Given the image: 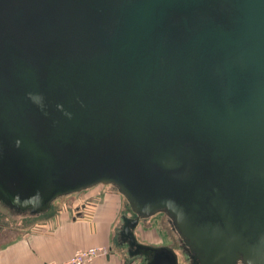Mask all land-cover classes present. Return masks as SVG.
<instances>
[{
  "label": "water",
  "instance_id": "obj_1",
  "mask_svg": "<svg viewBox=\"0 0 264 264\" xmlns=\"http://www.w3.org/2000/svg\"><path fill=\"white\" fill-rule=\"evenodd\" d=\"M95 184L201 264H264V0H0V201Z\"/></svg>",
  "mask_w": 264,
  "mask_h": 264
},
{
  "label": "crops",
  "instance_id": "obj_2",
  "mask_svg": "<svg viewBox=\"0 0 264 264\" xmlns=\"http://www.w3.org/2000/svg\"><path fill=\"white\" fill-rule=\"evenodd\" d=\"M95 186L84 189L75 197L55 199L46 213L37 216L30 213V219L21 222L18 228H5L9 223L2 221L0 264L62 261L78 248L96 245L109 247V253L97 257L91 264L137 263L138 259L128 253L127 243L121 241L119 229L115 228L122 210L120 193L109 189H101L105 193H94L99 190ZM0 207L9 210L1 203ZM135 234L140 242L150 244L137 229Z\"/></svg>",
  "mask_w": 264,
  "mask_h": 264
},
{
  "label": "rangeland",
  "instance_id": "obj_3",
  "mask_svg": "<svg viewBox=\"0 0 264 264\" xmlns=\"http://www.w3.org/2000/svg\"><path fill=\"white\" fill-rule=\"evenodd\" d=\"M95 187H97V189L99 190H96L93 192L98 193V194L101 191H103L101 189H109L114 192L118 191L117 187L111 184H106V186L102 184H96ZM81 191L61 195V196L56 197L55 199L60 198V197L61 198L62 197H75V196L80 195ZM103 192L105 193V191ZM120 198L122 202V210L120 211V215H119L120 217H118L117 223L115 225L116 230L119 229L120 227L122 216L133 218L135 215L133 211L131 210V207L129 206L127 199L122 194H120ZM28 216H30V214H23L22 216L21 214L14 212V209L12 208H9V210H5V208L2 207L0 209V223L2 221H8L9 223L8 225H6L5 228L14 229V228L20 227V225L22 224L21 222L26 223L30 219ZM137 230L139 234H141L145 240H148L147 242H149L150 245H153V246H161V245L165 246L166 245L168 247H171L176 253H178V256L180 257V260H179L180 263L181 262L184 263L183 260H185V254L182 250V246L180 244L181 242L179 241L180 238H179L178 232L176 231L175 227H173L170 221V217L166 215L164 212L158 211L146 218H140L139 226ZM135 264H138V263H135Z\"/></svg>",
  "mask_w": 264,
  "mask_h": 264
},
{
  "label": "flooded vegetation",
  "instance_id": "obj_4",
  "mask_svg": "<svg viewBox=\"0 0 264 264\" xmlns=\"http://www.w3.org/2000/svg\"><path fill=\"white\" fill-rule=\"evenodd\" d=\"M133 213L135 214L133 218L137 217V223H136V225L133 228H131V233L134 236V238H135L137 243H143V242H140L138 240V238H137V236L135 234V230L139 226L140 218H146V217H143L142 215H139L138 213H135V212H133ZM133 218H130V217L128 218V217L122 216L121 224H120V227H119V230H118V234H119V237H120L121 241H125L127 243L128 253L130 255H132L133 257H135L136 259H138L137 263L138 264H148V262L152 259L153 255H154V252L151 251V252L145 253L142 249L136 248L135 245H130V243L132 241L131 240L132 236L129 235V233L127 235L125 234V225L130 222V219H133ZM170 221H171V223H172V225L174 227V224H173V221H172L171 218H170ZM178 235H179V238H180L179 241L181 242L180 244L182 246V250H183V252L185 254V260H183L184 263H182V262L180 263V261H179L180 257L178 256V253H176L171 247H168V246L165 245L167 248L172 249V251L176 254L177 264H201L200 254L198 252H196L194 249H192L190 246H188L186 244L184 238L182 236H180L179 233H178ZM143 244H146V243H143ZM147 245H150V244H147ZM151 246H153V245H151ZM132 251H135V253H132ZM132 264H133V262H132ZM234 264H245V263L243 261H241V260H238Z\"/></svg>",
  "mask_w": 264,
  "mask_h": 264
},
{
  "label": "built area",
  "instance_id": "obj_5",
  "mask_svg": "<svg viewBox=\"0 0 264 264\" xmlns=\"http://www.w3.org/2000/svg\"><path fill=\"white\" fill-rule=\"evenodd\" d=\"M108 253L109 247L105 245L88 246L76 249L68 259L48 261L45 264H91L97 257H104Z\"/></svg>",
  "mask_w": 264,
  "mask_h": 264
},
{
  "label": "bare ground",
  "instance_id": "obj_6",
  "mask_svg": "<svg viewBox=\"0 0 264 264\" xmlns=\"http://www.w3.org/2000/svg\"><path fill=\"white\" fill-rule=\"evenodd\" d=\"M0 203H1L2 205H4L5 207L10 208V207L6 206L5 204H3L1 201H0ZM51 204H52V203H51ZM14 211H16V210H14ZM16 212H17V211H16ZM46 212H47V211H46ZM46 212H43V213H46ZM17 213L24 214V213H29V212L26 211V212H17ZM43 213H37V214H33V215L37 216V215H40V214H43ZM29 214H30V213H29Z\"/></svg>",
  "mask_w": 264,
  "mask_h": 264
}]
</instances>
